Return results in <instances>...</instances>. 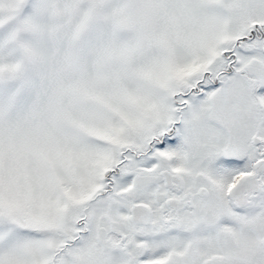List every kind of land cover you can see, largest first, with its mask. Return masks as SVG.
<instances>
[{"label":"snow or ice","instance_id":"snow-or-ice-1","mask_svg":"<svg viewBox=\"0 0 264 264\" xmlns=\"http://www.w3.org/2000/svg\"><path fill=\"white\" fill-rule=\"evenodd\" d=\"M0 264H264V0H0Z\"/></svg>","mask_w":264,"mask_h":264}]
</instances>
